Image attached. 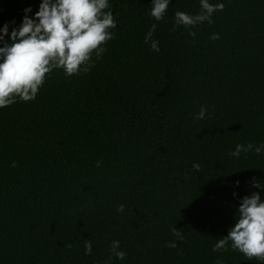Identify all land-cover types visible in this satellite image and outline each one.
Listing matches in <instances>:
<instances>
[{
	"label": "trees",
	"instance_id": "obj_1",
	"mask_svg": "<svg viewBox=\"0 0 264 264\" xmlns=\"http://www.w3.org/2000/svg\"><path fill=\"white\" fill-rule=\"evenodd\" d=\"M40 2L0 0V27ZM218 2L212 24L173 30L199 0H172L161 21L151 0H110L118 27L95 67L53 70L34 101L0 109V264H260L212 247L264 182V152L230 155L264 143V0Z\"/></svg>",
	"mask_w": 264,
	"mask_h": 264
},
{
	"label": "clouds",
	"instance_id": "obj_2",
	"mask_svg": "<svg viewBox=\"0 0 264 264\" xmlns=\"http://www.w3.org/2000/svg\"><path fill=\"white\" fill-rule=\"evenodd\" d=\"M200 11L190 14L186 11H175L173 30L183 26L195 28L199 24L213 23V14L223 11V2L210 3V0H199ZM172 0H151L148 15L155 21L164 20ZM118 27L112 11L110 0H41L38 10L33 13L31 6L23 9L19 24L15 20L5 22L0 27V109L18 101L30 102L36 99L39 89L45 82L46 74L60 69L65 76L87 73L95 67L96 60L107 52L106 42L115 38ZM157 24L153 23L145 34L144 43L153 51L159 52V41L154 39ZM195 36L194 31H189ZM213 33L210 39H219ZM207 109L201 107L195 119H204ZM254 150L257 155L264 152V143L253 145L237 144L230 155L239 158L242 152ZM15 162L12 167H15ZM100 162H97V167ZM192 168L199 171L200 165L193 163ZM253 189L250 195L239 199V206L234 216V224L226 236L216 239L213 252L232 251L241 253L245 260L259 261L264 264V182L255 177L249 182ZM240 182H235L239 188ZM233 197L238 194L233 192ZM123 212L124 205L117 209ZM173 235L182 238L181 232L172 229ZM121 242L112 241L110 252L119 260H124L127 253L120 250ZM175 242L168 247L175 248ZM85 255L93 251L92 242L84 241ZM111 259V256L110 258Z\"/></svg>",
	"mask_w": 264,
	"mask_h": 264
}]
</instances>
